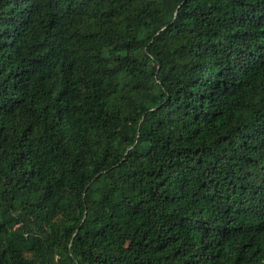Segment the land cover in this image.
I'll return each instance as SVG.
<instances>
[{
    "label": "trees",
    "instance_id": "obj_1",
    "mask_svg": "<svg viewBox=\"0 0 264 264\" xmlns=\"http://www.w3.org/2000/svg\"><path fill=\"white\" fill-rule=\"evenodd\" d=\"M0 264H264V0H0Z\"/></svg>",
    "mask_w": 264,
    "mask_h": 264
}]
</instances>
